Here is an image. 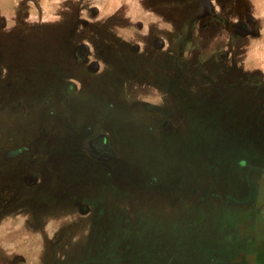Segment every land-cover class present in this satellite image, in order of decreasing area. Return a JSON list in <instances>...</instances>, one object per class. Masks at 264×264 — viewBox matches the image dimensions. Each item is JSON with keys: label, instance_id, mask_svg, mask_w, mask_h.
<instances>
[{"label": "rangeland", "instance_id": "1", "mask_svg": "<svg viewBox=\"0 0 264 264\" xmlns=\"http://www.w3.org/2000/svg\"><path fill=\"white\" fill-rule=\"evenodd\" d=\"M18 1L0 0V264H197L192 258L205 259L225 226L234 228L231 214L244 205L240 180L264 172V119H254L255 112L264 114V89L258 105L252 103L254 92L243 105L234 100L223 106L221 118L218 110L207 117L202 104L185 103L179 118L165 119L159 104H146L142 83L136 96V86L124 87V103L115 108L108 80L101 88L80 89L70 101L67 88H55L50 100V55L59 59L61 75L66 65L80 68L58 54V40L52 51L47 20L65 11L89 22L104 16L130 40L133 29L125 22L140 21L134 27L141 33L148 21L143 0H88L84 8L80 0H42L40 12L23 8L25 0L17 8ZM185 5L192 11L191 0ZM213 5L223 14L217 2ZM228 6L232 30L241 18L253 38L244 55L233 51L231 57L242 65L238 68L264 79V0H230ZM20 11L29 18L16 35ZM32 15L44 22L28 23L35 20ZM39 66L44 69L38 74L27 72ZM189 69L184 67L183 94L212 96L209 80ZM90 89L108 100L90 99ZM85 111L93 114L84 118L80 112ZM98 136L105 149L92 143Z\"/></svg>", "mask_w": 264, "mask_h": 264}, {"label": "flooded vegetation", "instance_id": "2", "mask_svg": "<svg viewBox=\"0 0 264 264\" xmlns=\"http://www.w3.org/2000/svg\"><path fill=\"white\" fill-rule=\"evenodd\" d=\"M25 1L27 2L25 7H23L24 5L22 6L21 0H19L16 4L17 8L18 6L23 7L32 12H40L42 10L43 6H40L42 5V0ZM191 1L193 3L190 7L192 11L186 12L185 3H189V0H143L142 6L146 20H148L145 24L146 32L145 30L141 33L139 31L136 32L134 26L136 23H141L140 21L132 20L125 22L126 26L124 27L128 28L130 26L133 29L132 33L131 31L129 32L130 40L117 34L115 27L118 28V26L115 20H107V17L104 16L99 22H89L86 18L74 20V17L71 18L70 11H65L63 14L60 13L59 16H53L52 19L47 20L48 25L45 26L51 30L47 36L49 37L50 44L53 43L52 51L56 53L54 46L58 40V54L62 53L63 60L66 63L80 68V72H78L75 70V67L66 65L62 69L66 72L64 75H61L59 73L60 69L57 71V67H61V63H58L59 59L57 58L56 60L54 59L55 57L52 58L54 55H50L51 64L49 62L48 66L50 70L48 75L51 78L49 81L50 100L55 98V88H67L65 98L70 101V97L73 94L76 95L80 89L86 91L90 87H98L103 84L104 80L107 82L106 80L111 78L114 91L110 99L114 101V108L115 104L120 105L124 103L122 100V94H125V91H123L124 87H128L129 89L136 86L134 88V95L136 96V90L139 88V84L142 83L143 86H140L146 96V104H151L150 108L151 106L156 108L153 105L155 103L159 104L160 115H163L165 119L168 116L174 115L176 118H179L185 103L196 106L202 104L204 109L207 110L203 115L207 117L218 110L217 113L220 116L219 118H221L225 115V111H222L223 106L225 107V105L233 103L234 100L243 105L246 103L245 99L249 95L253 96L254 92H256V98H254L255 101L253 100L252 103L256 102L258 105L260 103L258 99L260 100L263 94L264 79L258 73H247L243 69L238 68L242 67V65L235 63L231 57L233 51H239L238 53L234 52L236 56L244 55L245 51L243 49L246 48L245 44L249 39H253L251 38L246 20L241 18L234 20V28L232 30V17L229 15L230 12L229 14L227 13L230 0H220L222 3L218 0ZM54 2L58 3L59 1ZM135 2L137 3L136 0ZM216 2L223 14H218L220 10L214 9L213 4ZM88 4V0H80L78 6L84 8ZM23 12L20 11L17 17L19 23L15 22L17 25H21L17 27L20 31L18 30L16 35L22 32L21 30L26 26L23 25L25 24L23 22L29 18L28 13ZM39 17L41 16H30V18H34L35 20L28 23L42 24L44 20ZM74 23L79 26L80 30L78 32L73 27ZM102 25L107 31H103ZM70 26H72L73 30ZM187 26L191 27V29L184 32L183 30ZM81 29L89 31L83 32ZM108 50L112 54L110 52L107 53ZM190 51L191 56H188V52ZM31 58L34 61H38L37 58L35 59V56ZM40 66L27 67V72L38 74L40 69H44V67ZM91 66L96 68V73H92L88 68ZM184 67H192L193 71L189 70L195 73L200 80L201 78H207L210 82V92L213 95L200 99L199 96L201 95L195 91L196 95L192 94L191 97L185 96L183 94L185 86ZM16 68L19 69H16L19 72L20 70L22 73L25 72L23 70L25 67ZM115 86L117 88L116 97ZM249 88L255 91L251 90L250 94ZM89 91L90 99L98 103L104 104L108 100V95H104L103 92H97L96 89H90ZM87 93L88 91L84 92V97L87 96ZM157 97L159 99H155ZM153 107L152 109H154ZM199 108L197 107L198 110ZM152 111L150 110V112ZM80 113L85 116H83L84 118H86V115L93 114L86 113V111ZM255 113V120L264 119L262 112L258 115V112ZM191 114L194 115V112ZM49 118L53 119L52 115L47 120ZM240 119L245 120V117H241ZM241 131L245 132L247 130L242 128ZM47 136L49 138L51 136L50 133ZM93 140L94 142L92 143H95V146L105 149L106 141L103 137L100 138L98 136ZM262 165L264 166V162ZM262 172L260 171L261 175L255 178L250 179L246 176L240 180L243 192L238 191V193L242 194L244 205L231 214L235 222L234 228L232 230L226 229V225L225 229L221 231L222 233L218 234L216 241L212 244V249L209 250L210 252L209 254L207 253L205 259L192 258V263L254 264L248 260V258L250 259L254 255L251 253L247 254V251L253 243L256 244L258 242V236L261 239L260 232H257L254 226L243 227V223L248 221V216L255 211L256 197L257 201L261 203L264 196V190L262 191L258 186L259 180L264 175ZM247 195L250 196L249 199H247ZM259 209L262 210L264 208ZM263 233H261L262 236ZM211 252L214 254L210 255ZM261 255L264 256V254Z\"/></svg>", "mask_w": 264, "mask_h": 264}, {"label": "crops", "instance_id": "3", "mask_svg": "<svg viewBox=\"0 0 264 264\" xmlns=\"http://www.w3.org/2000/svg\"><path fill=\"white\" fill-rule=\"evenodd\" d=\"M110 79L111 78H109L107 80L111 81ZM97 92H101V91L97 90ZM262 173L264 174V172H262ZM258 186H259V188H261L262 191L264 190V175L259 180ZM255 206H256L255 211H253V213L248 216L249 218L247 217L249 220L243 223V227L254 226L255 229L257 230V232H260L261 239H259V236H258V238H257L258 242L256 244L253 243L251 245V248L248 249L247 254L251 253L254 255V256L250 257V259L248 258V260H250L252 263L264 264V256L261 255V254H264V233H263V236L261 235V233L264 232V209H262V210L259 209V208H264V196L262 197L261 203H259L257 201V197H256V205ZM249 256H251V255H249Z\"/></svg>", "mask_w": 264, "mask_h": 264}]
</instances>
